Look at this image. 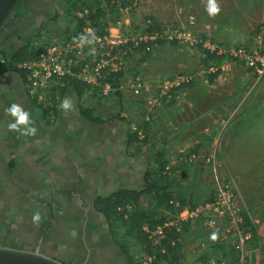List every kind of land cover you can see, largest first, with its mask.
Segmentation results:
<instances>
[{
    "label": "rangeland",
    "instance_id": "obj_1",
    "mask_svg": "<svg viewBox=\"0 0 264 264\" xmlns=\"http://www.w3.org/2000/svg\"><path fill=\"white\" fill-rule=\"evenodd\" d=\"M129 1V5L116 13L107 8L105 0H55L51 13L37 7L46 0H27L2 32L0 43L6 49L0 52L12 55L26 46L39 50L53 44H67L77 32L75 16L82 18L89 11L103 12L96 20L98 29L103 23L108 24V30L118 32L128 41L121 79L107 94L102 88L80 87L83 104L91 99L97 103L92 113H97L99 118L106 117L103 112L107 119H121L126 123L129 137L135 134L128 151L129 155L137 153L145 157L141 186L146 178L151 181L166 177L173 198L183 203V209L204 206L212 201L218 187L228 186L237 214L245 215L256 231L257 240L247 246L248 264H264V79L257 81L243 64L230 56L239 47H257L254 37L264 25V12L256 13L253 18L254 9L248 12L247 0H219V4L215 2L219 8L215 15L208 13V5L204 6L205 10L200 8V13L196 9L186 12L188 5L198 4L200 0ZM38 13L47 20L41 21ZM51 16L54 18L49 19ZM190 16L195 20L194 36L201 41L194 47L170 38L172 32L183 28ZM151 18L157 23L155 31L160 34V41L147 44L139 39L146 35ZM204 43L218 46L223 54H210L203 48ZM89 52V48L84 50L83 59L71 57L75 67L83 60L96 62ZM187 78L190 81L180 83L170 91L169 97L161 96L167 83ZM72 81L65 85L69 91L73 90ZM137 81L142 89L135 95L132 87ZM64 93L65 90L61 95ZM188 98L194 101L195 109H183ZM213 107L217 110L213 111ZM34 114V121H39L44 117L43 108L36 109ZM227 118H231L232 124L220 132L221 126L215 125ZM54 121L45 122L53 125ZM193 121L204 125L192 127L183 136L178 125ZM35 127L34 137H38L39 128ZM7 133L14 144L20 137L9 126H0V155L4 156L0 157V245L32 249L39 241L43 253L71 264H110V259H106L109 253L118 259L117 264H142L145 245L125 237L123 221L124 211L134 207L152 208L147 196L127 209L118 210L110 224L100 216L84 227L70 218L55 220L50 225L35 221V213L30 212L36 207L29 204L42 199L38 198V191L26 188L40 183L14 165L16 160L8 152L18 145L12 146L6 141ZM191 155L195 157L191 159ZM169 164L172 166L167 171ZM136 185L138 189V182ZM56 208L64 210L65 207L57 205ZM161 213L170 219L178 217L172 211ZM187 224L180 239L183 264H194L203 257H207L209 264L238 263L237 254L231 250L235 237L226 232V227L214 232L207 229L203 220ZM116 251L119 256L115 255Z\"/></svg>",
    "mask_w": 264,
    "mask_h": 264
},
{
    "label": "crops",
    "instance_id": "obj_2",
    "mask_svg": "<svg viewBox=\"0 0 264 264\" xmlns=\"http://www.w3.org/2000/svg\"><path fill=\"white\" fill-rule=\"evenodd\" d=\"M241 1L244 2V0ZM241 1L237 0V2ZM54 2L55 0H46L41 7L39 5L37 7L41 11L46 9L52 13ZM215 2L219 4V0ZM193 5L187 6V13L189 11L192 13V9L198 12L200 8L205 10L204 6L208 3L200 0L196 6ZM247 8L248 12L250 8L254 9L251 11L254 18L256 13L264 12V0H247ZM21 10L22 6L19 11ZM40 13L44 15L43 12ZM38 15L40 16L39 13ZM42 15L40 16L41 21L47 20L42 19L44 17ZM53 18L54 16H51L49 19ZM262 19L264 21V17ZM186 23L187 20L183 26ZM216 26H213L214 29L217 28ZM5 47L1 42L0 50H5ZM187 89L191 90V86ZM66 90L56 105L54 124L48 125L43 115L36 122L33 117H35L34 112L37 108L25 88L23 79L17 73L6 72L0 77V126H9L12 118L6 113V109L12 104H17L30 113L34 126L39 128L38 137L19 134L20 137L14 144L7 133L8 139H6L10 145H18L17 149L8 152V155L16 160L14 165L18 166L27 177L40 183L37 187L26 188V190L38 191V198L42 199L38 203L30 201L29 206L37 208L32 209L30 213H36L42 207L41 212L39 211L38 221L40 222H47L50 225L55 220L70 218L71 222L79 221L84 227L88 221L103 218L94 210V201L97 197L121 190L141 191L144 188V185H141L143 182L142 163L145 157L137 153L129 155L128 149L131 144L125 121L107 119V114L103 112L101 114L106 116V119L99 118L97 113H92L97 103L87 99L88 104H83L85 101L83 92L80 91L78 94L76 89ZM65 98L72 100L74 110L67 112L61 110L60 105ZM186 102L184 110L196 108L191 99L188 98ZM212 110L217 109L213 107ZM82 111H90L91 119H96L97 122H92L82 114ZM43 119H45L44 122ZM227 119L220 125L219 123L215 125L221 126L220 132L225 126L232 124L230 123L231 118ZM203 125L201 121L184 122L178 125L180 127L178 130L186 136L192 127ZM184 139L185 137L182 138L183 141ZM20 146L22 148H19ZM0 157L4 156L0 155ZM137 182L140 189H137ZM16 189H20V186ZM44 192H47L46 197ZM43 196L44 198H41ZM57 205L64 206V210L56 208ZM116 252L115 255L119 256L118 251ZM120 258L121 256L119 261ZM106 259H110V264L118 263V259L114 258L111 253Z\"/></svg>",
    "mask_w": 264,
    "mask_h": 264
},
{
    "label": "built area",
    "instance_id": "obj_3",
    "mask_svg": "<svg viewBox=\"0 0 264 264\" xmlns=\"http://www.w3.org/2000/svg\"><path fill=\"white\" fill-rule=\"evenodd\" d=\"M195 20L192 16L188 17L187 23L181 30L171 33L170 38L183 42L189 47L201 44L194 36ZM95 39L91 44H81L79 37L86 36ZM160 38L158 32L144 35L139 41L153 42ZM257 47L248 49L239 47L230 52V56L237 62L243 64L254 76L257 81L264 79V26L260 27L255 34ZM127 39L122 38L118 32L106 30L103 35H96L94 29L88 22L82 28L79 35L67 44H53L39 50L37 56L17 65L18 69L24 72V85L32 99H34L43 109L48 110L45 116L46 122L53 123V111L60 100V89L64 88L66 82L73 80L86 87L102 88L105 94L112 90L106 80L112 75L118 74L122 70L123 56L126 54ZM135 45L138 43L135 42ZM94 48V52H89L91 57H95L96 62L83 60L80 66L75 67V62L71 57L82 58L84 50ZM203 48L210 54L221 56L223 51L214 45L204 43ZM0 59V64L3 65ZM75 67L73 70L72 68ZM190 78L182 81L167 83L161 91V96L169 97L171 90L176 89L180 83L189 82ZM135 95H138L142 89L139 81L132 87ZM60 94V95H59ZM195 156L191 155V159ZM172 165H168L166 170H170ZM176 205V204H175ZM204 221V225L210 231L219 232L221 227H226V232L235 237L234 250L237 254L236 264H248L247 246L251 240V234L243 230V220L241 215L237 214L234 197L228 186L218 187L211 202L202 207L194 209H182L175 222L193 223ZM170 222L153 231L144 228L148 233L149 239L155 243L164 238L165 229L173 226ZM156 261L154 257H145L142 264H153Z\"/></svg>",
    "mask_w": 264,
    "mask_h": 264
},
{
    "label": "trees",
    "instance_id": "obj_4",
    "mask_svg": "<svg viewBox=\"0 0 264 264\" xmlns=\"http://www.w3.org/2000/svg\"><path fill=\"white\" fill-rule=\"evenodd\" d=\"M24 1L22 3H24ZM105 2L107 8L110 9V11H115L116 13L119 8L130 4L129 0H105ZM20 8L21 6L16 9L15 13H17ZM102 15L103 12L100 11H95L94 13L89 11L87 15L82 18L75 16L74 18L78 22L77 32L70 37L67 42L73 41L79 35L86 22H88L94 29L96 35H103L109 28V25L103 23L101 29H98L96 20ZM156 29H158L157 23L152 18L149 19L145 33H153ZM158 41H160V39L153 42H147V44L156 43ZM39 50L26 46L19 48L12 55H6L0 52V59L4 62L3 65L0 64V77L6 72H13L19 74L24 81V72L21 69H18L17 65L34 59ZM120 79L121 73H118L109 77L106 82L111 85V88H114L117 86L116 82ZM69 83L71 82H66V85ZM72 83V88L76 89L78 94H80L81 91L80 87H86L76 81H72ZM66 88L67 87L60 89V94H62ZM32 100L35 107L40 109V104L34 99ZM43 112L45 117L49 111L43 109ZM82 114L89 118L92 122H97L96 119H91L90 111H82ZM53 115L55 118V109L53 111ZM134 138L135 134L130 137V144L134 142ZM142 196H147L153 206L151 209L134 207L132 210L124 211L125 219L123 221V226L125 228V237L143 242L145 245V257H154L156 259L154 263L164 261L167 264H183L185 259L181 253L180 239L183 228H185L188 224L175 222L176 219H170L161 213L162 211H172L177 215L183 209V203H179V201H176L173 198V194L171 193V188L166 177L161 176L151 181H147L146 178L144 188L141 191L121 190L104 196H99L94 201V210L98 214H101L105 218L106 222L110 224L118 210L120 211L130 205H135ZM41 209L42 207L38 210L41 212ZM241 218L244 222L242 225L243 230L251 234V240L249 241V244H251L252 241L257 240L255 228L245 215L242 214ZM170 222H174L175 224L166 228L164 238L157 240L156 243L149 239L148 233L144 231L145 227L151 232L157 227H161ZM231 250L235 253L234 248ZM194 264L209 263L207 257H203L197 259Z\"/></svg>",
    "mask_w": 264,
    "mask_h": 264
},
{
    "label": "water",
    "instance_id": "obj_5",
    "mask_svg": "<svg viewBox=\"0 0 264 264\" xmlns=\"http://www.w3.org/2000/svg\"><path fill=\"white\" fill-rule=\"evenodd\" d=\"M24 0H0V36L11 22L16 9ZM32 249L14 248L0 245V264H66L43 253L38 246Z\"/></svg>",
    "mask_w": 264,
    "mask_h": 264
},
{
    "label": "clouds",
    "instance_id": "obj_6",
    "mask_svg": "<svg viewBox=\"0 0 264 264\" xmlns=\"http://www.w3.org/2000/svg\"><path fill=\"white\" fill-rule=\"evenodd\" d=\"M207 11L210 15H215L219 8L217 7L215 0H208V7ZM95 39V36L93 35L91 39H89L86 36H80L79 40L81 44L88 43L91 44L92 41ZM95 49H90V52H94ZM60 108L62 111H70L74 110V105L71 99L65 98ZM6 113L12 118L9 122V128L16 130L20 135L23 136H34L36 134V127L33 124V121L31 119L30 113L24 110L21 106L17 104H12L9 106L8 109H6ZM23 126V127H21ZM40 219V213L37 211L34 216L33 220L38 221ZM215 236H213V239Z\"/></svg>",
    "mask_w": 264,
    "mask_h": 264
},
{
    "label": "flooded vegetation",
    "instance_id": "obj_7",
    "mask_svg": "<svg viewBox=\"0 0 264 264\" xmlns=\"http://www.w3.org/2000/svg\"><path fill=\"white\" fill-rule=\"evenodd\" d=\"M5 30V29H4ZM38 246H39V244H38ZM40 247V246H39ZM41 249V248H40ZM55 259H57V258H55ZM59 260V259H58ZM60 261H62V262H64V263H66V264H71V263H68L67 261H65V260H61L60 259Z\"/></svg>",
    "mask_w": 264,
    "mask_h": 264
}]
</instances>
